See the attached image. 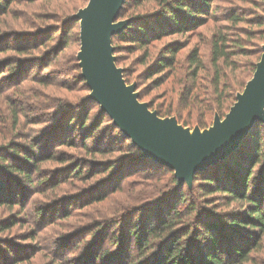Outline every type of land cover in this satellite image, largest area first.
<instances>
[{
	"label": "rangeland",
	"instance_id": "1",
	"mask_svg": "<svg viewBox=\"0 0 264 264\" xmlns=\"http://www.w3.org/2000/svg\"><path fill=\"white\" fill-rule=\"evenodd\" d=\"M87 2L0 0V157L4 156L6 163L15 165L26 158L24 146L35 158V162L29 164L33 187L22 184L21 176L16 172H9L3 177L6 190L4 195L0 193V198L8 201L10 195L15 191L17 193L12 195L16 202L0 203V228H4L0 232V264L155 263L156 246L141 254L136 243L130 241L125 244L124 235L136 227L141 228V221L148 214V208L143 207L145 204L169 195L173 183L168 171L154 175L132 174L112 181L116 170L105 172L100 162L115 159L117 152L103 156L92 154L91 143L86 140L84 146L79 132L68 137L62 135V105L76 106L84 97L88 98L90 91L77 78V73L81 72L75 64L76 61L78 64V36H70L71 39L63 43L59 37L62 29L60 21L75 14ZM157 7L158 0L140 6L130 0L123 9L122 20L129 22L132 16L150 14ZM206 11L201 25L183 35L154 40L145 49H129L116 43L118 48L114 56L117 67L126 74L127 83L135 85L140 102L151 104L155 112L166 114L160 118L172 117L178 125L190 131L194 128L200 131L208 129L215 115L223 119L229 111L223 107L202 117L195 110L185 107L183 102L187 98L200 102L207 99L209 93L213 103L219 102L218 92H214L206 80L213 81L218 73V91L228 96L225 102L228 103L231 101L229 98L236 100V95L251 78V63L261 41L257 39L260 30L257 22L264 18V0H211ZM230 11H235L243 20L233 23L227 16ZM55 30L56 35L53 34ZM219 36L226 38V50H232L230 44L236 43L245 50L231 56L235 64L230 67L219 64L214 68L210 62V44ZM47 37H52L49 44L36 51L26 48L19 51L17 47ZM170 42L184 44V47L177 55L176 71L160 83L162 77L159 74L147 76L146 69L155 62L161 47ZM8 46L11 48L7 49ZM193 52L204 66L199 73L204 80L197 82V92L192 90L188 93L186 86L192 83L185 82L183 87L180 80L186 81L183 74L188 72L187 59ZM177 114L188 120L190 125L183 126L176 118ZM105 124L103 122L102 127ZM260 125L264 147V124ZM106 144L105 141L104 145L108 146ZM10 148L16 155L7 151ZM74 169L80 174L69 177ZM261 170V164L257 165L252 177L254 181L247 185V193L258 190ZM231 177L219 175L218 179L227 187L220 185L221 191L208 195L203 202V195L195 184L184 185L182 192L188 199L178 207L184 210L186 203L194 200L197 211L208 213L207 218L218 221L222 220V216L247 211L244 203L222 194L228 188H239V183ZM172 196L151 205L149 216L161 211ZM262 212L264 214V204ZM100 221L102 225L96 224ZM229 227L236 228L234 225ZM238 230L240 233L234 238L235 242L254 235L255 240H250L249 245L244 246L245 250L249 251L255 243L258 244L245 260L230 259L229 264H264V234L261 235L256 228ZM94 249L106 250V260L92 262Z\"/></svg>",
	"mask_w": 264,
	"mask_h": 264
},
{
	"label": "trees",
	"instance_id": "2",
	"mask_svg": "<svg viewBox=\"0 0 264 264\" xmlns=\"http://www.w3.org/2000/svg\"><path fill=\"white\" fill-rule=\"evenodd\" d=\"M2 1L6 2L8 0ZM129 1L130 0H125L116 21L123 19V9L128 5ZM131 1H133V4L140 6L152 0ZM210 1L211 0H158L157 10L150 14L132 16L121 32L111 37V45L114 49L113 55H116V49L118 48L116 43L125 45L129 49L133 47L145 49L147 45L154 40L171 35H183L191 31L194 27L201 25L202 16L206 14L207 6ZM72 15L73 14L68 15L60 21L62 29L59 33V37L62 38V41H64L63 43H66L68 39H71L70 36L72 37L74 35L78 36L79 43V24L77 19L70 18ZM227 16L233 23L243 20L235 11H230ZM257 23L260 27V30L257 32V39L259 38L261 41L259 50L255 52L253 56L255 60L251 63L252 74L255 69V64L260 59V46L264 43V18H261ZM56 33L57 30L53 32L55 35ZM51 38L52 37H47L36 43L33 42V44L27 42L28 44L17 47H19V51H23L25 48L36 51L40 47L45 46ZM225 41L226 38L224 36H219L213 44H210V62L214 68H217L219 64L223 67H230L232 64H235L231 56L235 53H243L241 51H245L241 44L237 43L230 44L232 50L228 51L226 50ZM63 43L60 42V44ZM183 47L184 44H179L177 42L164 44L155 62L147 67V76L159 74L162 77L160 83H164V81L169 79L176 71L175 67L178 63L177 55ZM9 48L11 47L8 46L7 49ZM20 54H23V52ZM75 64L77 70H79L77 61ZM187 64L188 72L183 74L185 75L186 81L180 80V83L185 87V82H191V85L186 86V88L188 87V93H191L192 90L197 92L199 89L197 82L199 80H204V78L199 75V73L204 70V66L196 52L189 55ZM115 65L117 66L116 58ZM122 77L126 84H128L126 74L123 71ZM77 78L80 82L85 83V80L80 76L79 72L77 73ZM155 81L157 82V79ZM206 81L212 86L214 92H218L219 102L213 103L211 94L209 93L207 99L200 102H197L195 98H187L183 102L185 107L189 110H195L202 117H205L211 112L220 111L223 107L229 109L235 102V98H229L231 101L225 103L228 96L218 91V73L216 72L213 81ZM138 100H140V96H138ZM62 108L64 119V124L62 123L63 136L68 137L77 131L79 132V137L83 140V144L86 140H89L91 143L92 154L103 156L112 152L118 153L115 159L100 162L105 172L110 169L116 170L115 172L117 173L113 175L112 181H117L121 177L126 178L132 174L141 175L147 173L149 175H154L163 170H167L169 173L170 180L173 183L169 189V195L159 200L156 199L157 201L154 200V202H149L143 206L148 208V214L146 218H144L145 220L141 221V228L136 227V229L132 231L129 230L125 233V244L130 241L136 243L140 248L139 252L141 254H145L147 250L156 246L158 249L155 253L154 264H229L230 259H238L237 261L245 260L252 248H256L258 242L255 243L251 250L248 251L244 249V246L246 247L249 245L250 240H255L253 234L249 235L251 237L248 236L246 239H242L239 242H235L234 238L240 233L238 229H244L246 227H248L249 230H254L256 228L260 231L261 235L264 234V214L262 212V204H264V147L259 128L262 126L260 125L262 122H256L238 147L223 160L195 172L193 176L192 184H195V188L203 195L201 202L205 201L208 195L219 193V191H221L220 185L222 187H227L218 179L219 175H225L227 177L232 176L231 178L236 179L239 183L238 189L232 190L228 188L226 190L227 192H222V194L227 195V197L233 201L244 203L248 207L247 211L231 216L225 215L221 217L222 220L219 219L218 221L215 218L213 219L215 221H213L211 218H207L208 213L196 210L197 206L194 200H189L184 210H181V206L178 207L187 202L188 198L185 193L182 192L184 185L187 184L182 183L179 185L177 179L174 177L173 170L170 168L148 157H141L136 146L113 125L112 120L106 113L101 112L99 105L95 101L84 97L76 106L62 105ZM148 108L153 111L151 104H148ZM92 111H94L93 114H91ZM156 113L159 117H164L166 115L161 113V111H156ZM171 114L173 113L171 112ZM176 118L183 126L190 125L189 121L182 119L179 114L176 115ZM103 122L106 124L102 127ZM109 131L112 132L110 136H108ZM105 141L108 146L104 145ZM10 144L11 143H7L6 145ZM25 148L26 147L23 146L26 158H22L21 161L15 165L6 163V158H4V156L0 157V193L2 195L5 194L4 191L6 190L3 177L9 174V172H16L21 176L22 184L24 183L29 187H33L34 179L29 164L34 163L35 158L34 155L30 154V150H25ZM7 151H10L13 156L16 155L11 148ZM47 156L52 158L50 154ZM260 164L262 170L260 173L259 188L256 192L247 193V185L254 181L252 177L255 168ZM34 170H36V168H34ZM78 174H80V171L74 169V171L69 174V177ZM16 193L15 191L13 194ZM12 195L9 196L8 201L0 198V203L6 204L9 202L8 204H10L12 203L11 201L16 202ZM170 195L173 196L169 200V203L163 205L161 211L154 212L149 216L152 210L150 206L166 200ZM193 215L194 218H192ZM142 223H145V225ZM96 224L102 225L103 223L100 221L96 222ZM233 225L238 228L229 227ZM135 226H139V224ZM3 229L4 228L1 227L0 232ZM184 242L185 248L183 247ZM91 255L92 262L97 260L102 262L106 260L107 252L106 250L97 251L94 249Z\"/></svg>",
	"mask_w": 264,
	"mask_h": 264
},
{
	"label": "water",
	"instance_id": "3",
	"mask_svg": "<svg viewBox=\"0 0 264 264\" xmlns=\"http://www.w3.org/2000/svg\"><path fill=\"white\" fill-rule=\"evenodd\" d=\"M125 0H88L71 16L79 24L80 76L101 112L106 113L141 157L173 170L178 184L191 185L195 172L214 165L235 150L256 122L264 124V44L251 78L229 111L203 131H190L174 118H160L138 100L134 84H126L115 65L111 37L128 23L117 20Z\"/></svg>",
	"mask_w": 264,
	"mask_h": 264
}]
</instances>
